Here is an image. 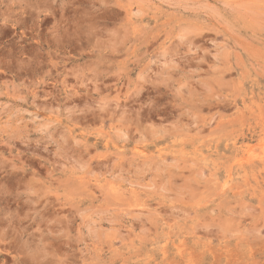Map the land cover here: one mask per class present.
Segmentation results:
<instances>
[{
    "label": "rangeland",
    "instance_id": "rangeland-1",
    "mask_svg": "<svg viewBox=\"0 0 264 264\" xmlns=\"http://www.w3.org/2000/svg\"><path fill=\"white\" fill-rule=\"evenodd\" d=\"M0 264H264V0H0Z\"/></svg>",
    "mask_w": 264,
    "mask_h": 264
},
{
    "label": "bare ground",
    "instance_id": "bare-ground-1",
    "mask_svg": "<svg viewBox=\"0 0 264 264\" xmlns=\"http://www.w3.org/2000/svg\"><path fill=\"white\" fill-rule=\"evenodd\" d=\"M263 129V128H262ZM250 161H252V160H250Z\"/></svg>",
    "mask_w": 264,
    "mask_h": 264
}]
</instances>
